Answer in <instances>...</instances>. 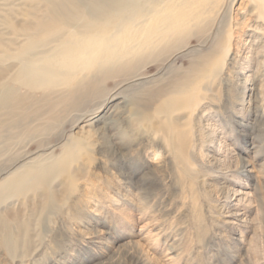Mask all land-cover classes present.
<instances>
[{
    "label": "rangeland",
    "instance_id": "374dc122",
    "mask_svg": "<svg viewBox=\"0 0 264 264\" xmlns=\"http://www.w3.org/2000/svg\"><path fill=\"white\" fill-rule=\"evenodd\" d=\"M190 4L176 5L195 17L175 27L162 60L134 75L132 66L120 67L74 109L63 107L66 83L47 88L40 77L8 80L24 98L14 115L0 108V264H264V0ZM0 7V19L13 24L34 20L28 10L40 14L31 0H0ZM7 30L0 25L2 40ZM104 30L97 34L114 27ZM198 60L205 66L190 98L201 100L171 111V118L186 120L181 160L156 118L136 120L127 105L130 98H151ZM71 63L66 72L91 75L79 60ZM156 103L149 101L150 111ZM77 109L87 113L70 125ZM109 116L115 122L104 131ZM39 163H52L45 179ZM237 189L244 192L232 204ZM238 208L244 225L226 216Z\"/></svg>",
    "mask_w": 264,
    "mask_h": 264
},
{
    "label": "bare ground",
    "instance_id": "6f19581e",
    "mask_svg": "<svg viewBox=\"0 0 264 264\" xmlns=\"http://www.w3.org/2000/svg\"><path fill=\"white\" fill-rule=\"evenodd\" d=\"M31 1L34 3L39 2V15L29 12L27 9V13L34 20L19 21L13 24L4 18L0 19V25L8 27L9 29L7 30L8 36L4 40L0 38L2 40L1 43L6 48L0 52V108H3L2 112L7 116L16 114V112H13L14 108L19 107L20 101L24 98L18 94L16 87L9 84V79L19 75L35 78L40 77L42 84L47 88L54 83H66L68 87L65 92V98H62L65 101L63 107L64 109H74L80 105L82 100L85 98L87 100L90 91L96 88H93L95 85L102 82L104 78L111 77L120 67L124 65L132 66L134 68L132 72L134 73L131 75H134L138 74L141 67L146 63L162 60L163 56H161V51L166 48L165 45L169 39L174 37L175 27L177 28L184 23H189L195 17L192 14L188 16L186 9L182 11L178 8L176 9V5L181 3L185 5L184 7L193 5L190 4L191 0ZM107 25L113 26L114 30L106 35L104 33H101L102 35L97 34L99 33L98 31L104 32V28ZM125 30L127 32L124 33V36H120ZM2 33L6 32L0 31V34ZM84 34H88V37H84ZM99 43L104 46L102 50L97 49ZM122 46L126 47L124 48L126 49L124 52L120 51ZM119 52L121 53L119 54ZM152 53L155 55L149 57ZM76 60L82 63L83 68H87L91 72L88 78H86V75L81 74L82 71H80L81 73L77 72L78 74L75 72H66L72 66L73 63L71 62ZM204 66L205 60L194 61L183 76L170 82L166 88L160 89V94L163 92L166 98L158 99L157 96L160 95V90L155 89L150 93L151 98H130L131 100L127 105L129 106L127 109L128 112L136 120L143 121L156 118V129L165 136L166 141L174 145L175 155L181 160H185L187 157L186 147L188 136L184 129V121L186 120H179L178 115L171 118V111L179 109L180 113L185 112L184 110L187 109L190 102L201 100V98H190V96L191 90L195 86V81L198 78L197 75L202 71ZM47 70L60 72L61 76L59 80H54L47 75ZM245 76H250V73H246ZM111 91L113 90L107 91L102 96V99L94 109L95 111L100 110L99 108L103 104L102 102L108 97ZM250 91L248 95H252V100H256L254 98L256 97L255 90L252 89ZM115 93L118 94L115 96H121L119 91L113 92V95ZM9 99L11 101L10 104L6 101ZM151 99H157V103L150 111L149 101ZM253 107L255 108L254 104ZM78 111L79 109L70 116L68 120L70 125L81 122L82 117H84L83 114L87 113ZM2 112L0 111V113ZM191 112L190 109L185 115L186 118L191 115ZM101 118H103L101 113L100 115L95 114L93 120ZM114 118L111 116L107 117L103 121L104 124H101V129L103 128L105 131L104 127L107 121L113 120L115 122ZM47 119L49 118H46V121ZM12 120L14 121L13 118L10 121ZM98 129H100V126ZM254 145L255 143L251 141L248 143V149H252ZM239 158L241 160L244 159L243 157ZM212 159L218 160L215 155L212 156ZM52 163L36 164V170H39L38 173L42 179H45L49 175L48 170L53 167ZM186 166L189 167V164ZM43 185L45 186L47 183ZM243 192L241 189H237L236 193L234 191L230 197V199L235 200L232 204H238L239 194ZM242 214V208H238L235 211L227 212L226 216L233 219L232 222L244 225V220L246 219L242 217ZM236 237L238 236H234V238Z\"/></svg>",
    "mask_w": 264,
    "mask_h": 264
}]
</instances>
